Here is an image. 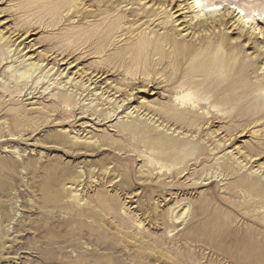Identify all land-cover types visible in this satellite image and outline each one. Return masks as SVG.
<instances>
[{
	"label": "rangeland",
	"instance_id": "1",
	"mask_svg": "<svg viewBox=\"0 0 264 264\" xmlns=\"http://www.w3.org/2000/svg\"><path fill=\"white\" fill-rule=\"evenodd\" d=\"M204 3L224 7L0 0V264H264V89L215 102L217 83L170 86L187 65L149 84L120 62L145 37L172 49L168 34L230 37L259 60L264 16L236 7L263 15L264 0ZM93 4L107 13L86 17Z\"/></svg>",
	"mask_w": 264,
	"mask_h": 264
},
{
	"label": "bare ground",
	"instance_id": "2",
	"mask_svg": "<svg viewBox=\"0 0 264 264\" xmlns=\"http://www.w3.org/2000/svg\"><path fill=\"white\" fill-rule=\"evenodd\" d=\"M161 1L169 3V7L171 6V11L175 9L174 5L177 3V0H161ZM191 2H192L191 8L198 10L199 12H203V13L206 12L207 14L208 12L211 13L213 11L218 12L219 9L224 7V6L221 7V4H214V3L205 4L204 0H191ZM26 5L27 6H24L23 7L24 9L19 10L18 13H24V12L30 13L33 10V6H30L29 3H26ZM93 6L98 8L99 13H96V10L87 11L85 9L86 11L84 14L86 15V17L95 18L103 13H107L106 10L105 11L101 10L102 5L93 4ZM180 7L181 6H179V9H177L175 13L180 11ZM63 8L64 10H68L69 12L72 11V6H67V4ZM209 9H216V10L210 11ZM236 10L238 11L237 13L242 14V16H244V18L246 19L245 24L246 23L250 24L249 22H252L253 24L257 23L258 22L257 18L263 20L264 14L248 15L240 7H236ZM148 12H150V10ZM227 23L228 22L226 21V19L222 18L220 20V25L222 26H226ZM103 25L105 26L104 22ZM102 27H103L102 25H99L98 30H96L95 34L91 36V38L99 40L100 45H102L100 51H103V49L105 48V44L104 42H102L103 40H105V37L103 31H100ZM118 27L119 25L117 23H113L110 26V30L111 31L117 30ZM203 27L206 31L210 32V30L208 29L211 28L210 26L204 24ZM163 40H166L165 42L169 43L170 48L172 49H167L166 47H163L161 39L153 38L147 40L146 37L140 40L139 42L140 44H136L134 45V47L128 48L127 51L123 54V56L120 57L121 60L120 62L123 63L122 68L127 69L128 72L134 76H136L137 73L143 75L144 81L148 82L149 84H153L155 81L162 83V81L158 80L156 76L161 75L164 71L157 67L163 66L165 64L167 65L169 63L170 67L174 69L176 68V70H178V69H182L185 65H187L190 68L189 69L190 72L188 71L186 75L183 76L184 81L180 82L179 76L176 77L171 76L167 80L168 83L170 82L171 84L170 86H175L176 84H179L178 86L179 89L182 88L184 89L185 86H188L190 89H195V88H199L200 86L201 87L207 86L210 83H217L218 86L222 87L224 92L222 95L218 94V98L215 99V102L229 103V102H235L241 100L251 101L252 99H258L256 93L261 88L264 89V82H263L264 71L262 70V68L261 69L258 68V62L260 60L262 61L264 60V54L259 55L260 58L259 60L253 61L250 59L248 62H246L245 56L242 53V48H240L241 45L238 43V41H236L235 43L232 42L230 37H224V36H220L219 34H215V37L212 38L211 40H209V38L205 36H199L195 42H187L186 39L178 40L175 38V36L171 37L168 34L167 36L163 37ZM167 46L169 47V45ZM236 51L238 54L236 53ZM239 54H242L241 57H238ZM228 57L231 58L228 60ZM238 62L240 63V66L237 65ZM127 65L129 66V68H127ZM95 74L96 75H94L93 78H96L97 80L104 79L103 74H105V72H103L102 75H100V71H98V73ZM196 78L200 80H197ZM259 78L260 80H257ZM125 88H128V86ZM134 88L129 87L128 91H130V93L132 94L134 92ZM124 92L125 90L121 88L114 89V94L116 95L120 94L121 96H123ZM155 95L157 96V93L153 94L152 96ZM161 95L164 96L165 94H161ZM192 96H193L192 94L188 93L185 97H183V100L187 99L188 101H191ZM62 98L63 97H60V99Z\"/></svg>",
	"mask_w": 264,
	"mask_h": 264
},
{
	"label": "snow or ice",
	"instance_id": "3",
	"mask_svg": "<svg viewBox=\"0 0 264 264\" xmlns=\"http://www.w3.org/2000/svg\"><path fill=\"white\" fill-rule=\"evenodd\" d=\"M210 11H212V10H216V9H209Z\"/></svg>",
	"mask_w": 264,
	"mask_h": 264
}]
</instances>
